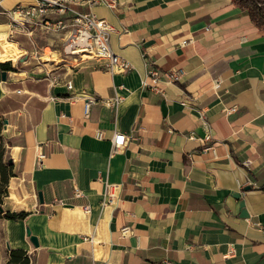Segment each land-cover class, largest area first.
<instances>
[{
  "label": "crops",
  "instance_id": "crops-1",
  "mask_svg": "<svg viewBox=\"0 0 264 264\" xmlns=\"http://www.w3.org/2000/svg\"><path fill=\"white\" fill-rule=\"evenodd\" d=\"M118 1L115 11L69 6L115 29L110 49L130 71L92 60L0 69V264L11 250L26 252L29 264H264V191L246 186L264 187V31L230 0ZM3 20L0 13L1 33ZM144 62L185 75L153 93L141 88ZM115 97L116 107L105 105ZM200 111L215 159L197 153ZM114 133L131 140L112 154ZM108 186L118 201L103 207Z\"/></svg>",
  "mask_w": 264,
  "mask_h": 264
},
{
  "label": "built area",
  "instance_id": "built-area-1",
  "mask_svg": "<svg viewBox=\"0 0 264 264\" xmlns=\"http://www.w3.org/2000/svg\"><path fill=\"white\" fill-rule=\"evenodd\" d=\"M0 13L8 21V36H13L19 32H25L27 28L39 29L42 32L50 35H63V55L75 62L76 65L85 61H96L103 63L106 71L114 73L115 71L128 72L132 69L130 63L125 59L118 58L110 49V35L115 32V29L104 19L96 17L91 12H79L69 6L72 2H84L89 7L101 6L109 11H115L119 8L118 0H18L10 9H4L1 6ZM55 18H52V17ZM209 31V28H206ZM26 32L31 33V30ZM186 45L183 42L181 46ZM185 73L182 69L160 71L151 64L144 62V79L141 83V88L149 90L153 93L163 94V84H173L180 82ZM213 89L217 91L220 88L221 81L213 79ZM67 89H71L72 85L68 81ZM119 98L109 99L105 101V105L114 108L118 105ZM182 106H187L186 102L181 103ZM237 111L236 107L226 109L225 115H232ZM199 119L205 131L203 137V145L197 151L200 155L211 154L212 158H216L214 145L211 143V132L209 124L206 122L203 111L199 112ZM98 140L103 139L101 132L96 133ZM188 139H194L193 135H189ZM131 140L122 133H114L111 141L112 154L123 149ZM41 148L36 147L35 164L37 168H41L45 155L41 152ZM242 165L249 169L251 161L246 160ZM246 186L257 190L264 191V187L260 188L254 183L247 181ZM111 186L107 188L104 198L101 202L103 207L116 205L118 199L111 193ZM241 194L244 195V186H240ZM74 196L80 197L81 194L77 189H74ZM62 204L61 202H59ZM88 211V209H85ZM128 228L122 229V234L125 235ZM233 255V249H230L227 256ZM163 264H172L170 261H164Z\"/></svg>",
  "mask_w": 264,
  "mask_h": 264
},
{
  "label": "rangeland",
  "instance_id": "rangeland-1",
  "mask_svg": "<svg viewBox=\"0 0 264 264\" xmlns=\"http://www.w3.org/2000/svg\"><path fill=\"white\" fill-rule=\"evenodd\" d=\"M4 18V27L5 31L0 32L1 37L7 42L15 43L18 50H21L19 53V58L15 61H10V65L12 67L20 66L22 68H29L36 63H39V67L43 69H52L55 68V65L67 63L69 65H75L76 63L66 58L63 55V40H59L55 35H50L42 32L39 29H31L27 28V30H31V33L28 32H19L13 36H8V21ZM44 47V49H42ZM48 57L52 59L51 61H43L42 58ZM30 61L31 65L25 66L24 63Z\"/></svg>",
  "mask_w": 264,
  "mask_h": 264
},
{
  "label": "trees",
  "instance_id": "trees-1",
  "mask_svg": "<svg viewBox=\"0 0 264 264\" xmlns=\"http://www.w3.org/2000/svg\"><path fill=\"white\" fill-rule=\"evenodd\" d=\"M231 3L241 10H245L246 14L249 16L253 24L264 31V0H230ZM0 69L3 71L12 70L9 62L0 63ZM1 128V122H0ZM9 164L7 163L6 166ZM4 166L0 164V175H1V188L0 193L5 192V187L7 185V175L4 172ZM3 218L12 221L23 220L26 218L25 213H3ZM30 257L26 252L22 250H11L9 252V260L6 264H29Z\"/></svg>",
  "mask_w": 264,
  "mask_h": 264
},
{
  "label": "bare ground",
  "instance_id": "bare-ground-1",
  "mask_svg": "<svg viewBox=\"0 0 264 264\" xmlns=\"http://www.w3.org/2000/svg\"><path fill=\"white\" fill-rule=\"evenodd\" d=\"M19 53L20 52L14 44L5 41L0 35V63L15 61L18 59ZM50 58L44 57L43 61H51L53 59Z\"/></svg>",
  "mask_w": 264,
  "mask_h": 264
},
{
  "label": "water",
  "instance_id": "water-1",
  "mask_svg": "<svg viewBox=\"0 0 264 264\" xmlns=\"http://www.w3.org/2000/svg\"><path fill=\"white\" fill-rule=\"evenodd\" d=\"M1 79L2 81H5L6 79V72H2L1 73ZM39 199H40V202H41V197L39 195ZM0 213H2V209L0 208ZM26 236L29 238L31 244L34 246V247H37L38 246V243H37V239L34 237V236H31L30 235V231L29 229H26Z\"/></svg>",
  "mask_w": 264,
  "mask_h": 264
}]
</instances>
